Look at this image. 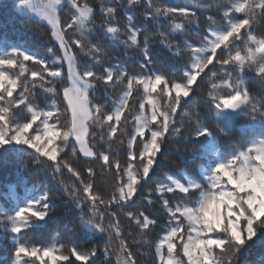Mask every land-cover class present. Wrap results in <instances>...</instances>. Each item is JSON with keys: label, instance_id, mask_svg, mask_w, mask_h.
<instances>
[{"label": "snow or ice", "instance_id": "1", "mask_svg": "<svg viewBox=\"0 0 264 264\" xmlns=\"http://www.w3.org/2000/svg\"><path fill=\"white\" fill-rule=\"evenodd\" d=\"M14 7L49 27L59 55L48 49L50 66L0 37V169L17 172L0 183V192L10 198L25 192L15 203L0 197L6 209L0 240L10 243V264H113V254L115 264H142L133 248L141 242L153 264H256L246 257L257 244L264 249V32L258 34L264 0H229L222 8L213 0L187 7L163 0H17ZM110 48L125 59L108 62ZM171 64L183 65L179 76L166 67ZM134 93L138 103L130 105ZM173 138L186 167L147 187L165 160L175 163L167 147ZM237 141L246 145L237 148ZM81 158L82 168L75 166ZM97 162L101 176H115L107 194L96 186ZM32 165L58 178L68 199L61 201L45 180L19 175ZM65 170L76 183L64 181ZM142 198L159 201L166 219L125 212V234L118 213ZM62 208L65 230L90 239L32 243ZM156 228L161 234L152 241ZM104 233L103 247L92 243Z\"/></svg>", "mask_w": 264, "mask_h": 264}, {"label": "trees", "instance_id": "2", "mask_svg": "<svg viewBox=\"0 0 264 264\" xmlns=\"http://www.w3.org/2000/svg\"><path fill=\"white\" fill-rule=\"evenodd\" d=\"M90 3H94L96 5L99 4V0H89ZM126 2V0H125ZM197 0H163V3L169 5V6H175V7H187L191 6L194 3H196ZM202 2H206V0H202ZM229 0H213L214 5L219 4L222 8L225 4H227ZM14 0H2L0 1V37H6L9 42H16L19 43L23 48H27L30 51H35L39 53L42 57H46L48 59L49 65L51 66V59L53 58L51 54L48 53V49L52 48L54 52L59 55L58 51V44L56 41H54L50 36V29L48 26H46L44 23H35L32 19H29L26 15L20 14L16 7H14ZM141 8H143V5H141ZM220 11V8H217L213 6L210 9L211 14L218 15ZM62 19H67V15H62ZM101 22V19L99 16H97L96 23L99 24ZM120 27L123 29V25L125 23V19L123 15L121 14L120 19ZM179 22V19H178ZM220 27H223L222 24L218 25ZM171 25L166 26L165 30H170ZM264 32V27L258 29V34ZM193 38L194 37H191ZM123 39V37H121ZM198 42V41H197ZM135 54V53H134ZM113 58H119L120 60H124L125 57L121 53L115 51L114 49H109V58L108 62L114 63L116 62ZM28 66L32 70H40V66L33 64L31 61L27 62ZM161 58L157 57V66H160ZM128 66L130 69H135L136 71H139V68L134 64L131 60L128 61ZM166 67L171 68L172 71L177 72V76L180 75V72L177 71L178 68L182 69L183 65H177V64H171L166 65ZM67 71V66L65 65V73ZM249 77H254L256 73L254 71H250L248 73ZM249 86L252 87L253 84L256 85V87H259V81H254L252 79H249L248 81ZM61 87L58 85V88ZM208 82L206 81L203 85H201V93L200 98L203 100L205 98L204 89H207ZM120 91L122 89L117 90L116 93H110L113 97L118 96L120 94ZM57 101H60V97H57ZM133 103H138V100L136 99V94L134 93L133 100L130 101V105ZM61 107L63 108V104H61ZM205 112H207L210 115V112L207 108L204 109ZM130 111L135 112L134 108H131ZM127 115V113H126ZM128 131L131 133L132 131V123L129 122ZM178 138H173L172 141L168 144V156L170 160L175 161V163H170L169 160H165L163 164L161 165L159 171L156 174V178L153 180L151 184H149L147 187L154 188L156 183H159L161 181H164L165 173L168 174H175L177 169L185 168L186 164L184 163L183 157L180 152L177 151V145L176 140ZM246 145V141L244 143H241L240 141H237L236 147L242 148ZM97 147H100V145H97ZM127 147V138H125V144L123 145V148ZM231 150V149H230ZM31 151V150H30ZM67 151V150H66ZM81 155V154H78ZM120 159L123 161L124 155L123 152L120 156ZM27 160V158H26ZM75 166L77 167H83V158L80 159V161L75 162ZM93 167L96 168L97 176H96V186L105 194H107L108 191L111 190V186L114 183L115 176L109 175V176H101L100 175V162H97L93 165ZM36 168V165H32L28 168H19V175L23 176L26 181H40L45 180V186L51 187L56 191L57 196L61 197V201L67 200L68 195L64 192L63 187L58 183V178H53L51 176L50 172H47L46 170L43 172H36L34 169ZM17 174L16 169L9 168V169H0V183H3L4 181H7L9 179H14L15 175ZM63 179L66 183L72 184L76 183L75 178L71 176L70 173L65 170L62 173ZM39 186V185H38ZM77 186L79 184L77 183ZM29 185V189H30ZM25 194L24 189L21 188L19 192H16L14 196L11 198L9 197L8 193L0 192V197H3L4 199H10L12 203H15V197H23ZM145 195L147 196L148 193L145 191ZM158 195V194H156ZM156 195H153L151 198L155 199ZM0 210H6L3 208V204L0 203ZM78 211V210H77ZM103 211V208L101 209ZM133 211V212H145V214H148L150 216H154L159 221L163 222L166 219V214L160 207L159 201H157L154 205H149L147 203V200H144L143 198L139 201H137V204L131 208L125 207L120 210L119 219L120 224L122 228L125 231V234L129 230L130 221L123 215V213ZM11 214V213H9ZM68 212L62 208L59 210V215L57 218H55L45 229L42 233H35L32 238V243H42V244H50V243H58V244H64L65 246L68 245V243L71 242H82L85 239H90L89 237H85L81 233H71L67 232L64 228L63 221L67 218ZM105 219L107 221L108 216L105 215ZM0 228H2V225H0ZM131 231L133 233V237L137 240L140 239V237L137 235V228L134 224L131 225ZM60 234L58 239H56L57 234ZM2 234V233H0ZM160 229L156 228L154 231H152L149 234V239L152 241H156L160 236ZM101 235V240H94L92 243L99 244L100 247H103L104 244L107 242V233L104 234H98ZM131 239V238H130ZM87 247H91V244H88ZM115 244H113V252H115ZM134 249H139V259L142 261V264H153L152 256L147 254V245H143L141 243H137L133 245ZM10 243L6 242L4 240H0V264H5V261H8V264H10L11 256H10ZM154 251V249H153ZM264 251L260 247L259 244L253 247V249L249 252L248 256L246 257L247 260L252 261L255 260L256 264H259L261 259H264V257L260 256L259 253ZM113 264L116 262L115 254L111 257ZM77 264H81V262H77Z\"/></svg>", "mask_w": 264, "mask_h": 264}, {"label": "rangeland", "instance_id": "3", "mask_svg": "<svg viewBox=\"0 0 264 264\" xmlns=\"http://www.w3.org/2000/svg\"><path fill=\"white\" fill-rule=\"evenodd\" d=\"M0 1H2V0H0ZM14 2L16 3L17 0H14ZM16 10H17L20 14L26 15V14H24V13H21L18 7H16ZM26 16H27V15H26Z\"/></svg>", "mask_w": 264, "mask_h": 264}]
</instances>
